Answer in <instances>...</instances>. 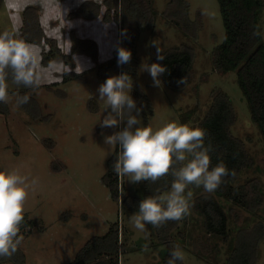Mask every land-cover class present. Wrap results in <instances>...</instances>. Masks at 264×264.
I'll return each instance as SVG.
<instances>
[{"label": "rangeland", "instance_id": "obj_1", "mask_svg": "<svg viewBox=\"0 0 264 264\" xmlns=\"http://www.w3.org/2000/svg\"><path fill=\"white\" fill-rule=\"evenodd\" d=\"M84 1L88 0L0 1V33L9 31L22 39L24 10L28 5H35L44 35L50 39L53 37L62 51L71 54L74 60L73 68L59 56L46 62L44 56L51 47L49 41L43 36L40 42H28L36 53L41 79V86L31 92L39 106L37 117H31L17 106L20 87L8 80L7 104L10 110L7 115L0 114V171L16 170L28 175L30 180H37L29 188L24 207V212L35 218L36 223L30 228H20L23 236L20 247L26 255L25 264H69L90 237L104 234L116 221L120 224V242L125 245L117 264H162L165 245L158 244L152 226L146 225L147 238L145 233L135 230L130 216L137 211L123 213L121 209L124 191L114 199L102 181L107 159L115 151L104 144L102 133L111 135L119 129L100 127L105 106L97 101V89L103 83L98 77V67L117 58L123 25H132L133 18L128 10L122 16V0H92L100 5L96 16L73 15L68 18V14ZM140 1L154 9V14H149V18L153 17L152 22L139 26L136 90L132 79L130 93L137 107L142 109V124H150L153 129L168 122L184 124L181 114L191 110L186 124L190 127L197 125L209 108L214 93L222 90L228 94L237 114L232 132L245 142L253 159V164L243 170L235 184H243L254 177L261 182L263 200L255 210L230 200L223 201L230 228L228 240L206 232L204 216L193 207L191 215L182 220L173 232L174 244H178L185 253V264H226L225 258L239 235L247 232L250 236L253 230L259 232L258 224L260 221L264 223V140L251 120L237 72L220 73L213 66V49L225 36L218 0H187L188 16L200 26L196 37L186 34L183 20L180 25L176 23V17L165 15L170 0ZM261 23L264 27V13ZM82 39L95 41L93 51H74ZM153 41L161 52L180 45L193 50V71L182 88L169 87L161 77V86L153 87L150 74L141 70L142 64H152L157 55V47L151 44ZM88 45L87 48H93ZM66 66L82 76L63 81ZM121 73V68H118L110 70L108 75ZM91 98L97 102L98 112L90 111L88 103ZM127 180V177L121 178V182L132 189L135 184ZM191 190L193 199L203 193L202 188L193 187ZM42 225L44 229H41ZM179 230L184 232L183 237L178 234ZM145 245L149 250H145ZM256 257L255 264H264V235ZM0 264L15 263L7 260L0 261Z\"/></svg>", "mask_w": 264, "mask_h": 264}, {"label": "trees", "instance_id": "obj_2", "mask_svg": "<svg viewBox=\"0 0 264 264\" xmlns=\"http://www.w3.org/2000/svg\"><path fill=\"white\" fill-rule=\"evenodd\" d=\"M121 2V8H123L122 16L128 10L129 15L133 18L131 20L133 21L132 25H123L120 45V48L123 47L131 51V63L118 66L117 58H112L106 65H99L98 77L101 82H104L109 77L108 73L110 70L121 68L122 72H127L132 77L135 85L138 67L136 38L139 26L152 22L153 17L149 18V16L154 14V9L151 5H145L140 0H122ZM126 2L129 3L128 7ZM218 3L225 27V36L223 41L213 49L212 61L214 69L220 73H226L231 70L237 72L238 83L250 109L251 120L259 128L264 140V40L254 38L251 35L254 25L260 24L262 26L264 0H218ZM99 6L95 1H84L76 10L68 14V18L73 15L81 17L83 15L88 18L94 17L100 12ZM188 7L187 0H170L165 15L169 18L176 17V23L180 25L181 20H183V28L186 34L196 37L197 28L200 26H198L197 21L193 22L189 18ZM43 36L45 40L49 41L51 46L44 56V61L47 62L52 57L59 56L64 59L66 65L73 68L74 60L71 58L72 55L64 53L53 37L50 39L44 35L39 22L38 9L35 5H28L24 10L21 38L27 42H40ZM78 43L79 45L74 47V51L81 50L82 52L90 53L96 45L93 39H82ZM88 43L93 48H87L86 45L89 46ZM192 51L187 46L180 45L170 47L162 52L165 56L163 60H158L157 55L154 56L152 63H160L167 68V72L160 77L169 87L180 89L184 84H178L179 80L186 77L187 82L189 81L194 64ZM93 56H96V53ZM66 68L63 74V81L82 76L77 71L69 69L67 66ZM83 79L86 81L85 77ZM54 84L58 83L54 82ZM19 87L20 95L28 94L30 96V102L20 107L31 117H37L39 106L31 93L32 90L29 91L30 89ZM96 103L95 99L91 98L89 100L88 107L91 112H98V104ZM9 110L8 104L0 102V114L7 115ZM191 113L190 110L181 114V121L184 124L188 123ZM236 121L237 114L228 94L218 90L214 93L205 115L199 120L197 125L192 126L205 129L212 140L214 151L211 153V167L223 161L230 171L235 170L236 172L235 177H225V182L215 193L207 194L203 192L191 201L193 209L204 216L206 232L211 235H218L224 241L229 238L230 228L228 226V213L223 201L230 200L253 211L260 206L263 200L261 182L257 177L249 179L243 184H235L243 170L253 164V159L246 148L245 142L232 132V125ZM115 158V155L112 154L107 159V170L102 176V181L109 188L114 199L120 196L122 190L124 191L120 200L123 213L138 211L141 199L155 194L157 190L160 192L168 190L173 179L171 175L155 184L140 182L135 184L132 189H129L121 182V178L112 171ZM24 213L25 218L21 228L34 226L36 219L31 218L28 212ZM181 222L169 221L161 228H153L158 244L165 245L162 264H167L169 254L173 245H175L173 232L179 227ZM258 225L259 232L253 230V234L250 236L247 235V232L238 234L239 237L235 245L225 258L226 264H255L259 242L264 235V223L260 221ZM119 226V222L116 221L104 234L90 237L77 251L76 256L69 264H117L120 253L125 250L124 243L120 242ZM41 229H44L43 225ZM178 234L183 237L184 232L179 230ZM7 260L15 264H25V252L19 246L18 251L11 258L0 259L1 262Z\"/></svg>", "mask_w": 264, "mask_h": 264}, {"label": "clouds", "instance_id": "obj_3", "mask_svg": "<svg viewBox=\"0 0 264 264\" xmlns=\"http://www.w3.org/2000/svg\"><path fill=\"white\" fill-rule=\"evenodd\" d=\"M251 35L264 40V27L253 26ZM157 47V59L165 56ZM132 53L123 47L117 49V64L131 63ZM38 60L33 46L14 33H0V102H9L8 80L17 86L35 92L41 86L37 71ZM153 87H160V76L167 68L160 63L142 64ZM79 73V72H77ZM186 77L178 84L186 85ZM132 77L127 72L108 77L97 89L98 103L103 102L105 115L100 127L119 129L111 135H104V144L116 149L112 171L127 182L155 184L171 175L168 190L149 195L140 200L138 211L130 216L135 230L146 234V225L158 229L169 221L180 222L191 215L193 187L204 193H215L225 182L224 178L235 177V170H229L221 161L211 167L212 140L205 129L190 127L188 124L168 122L158 129L142 124L136 101L131 96ZM30 102L28 94L17 96V106ZM123 125V127H121ZM37 180L18 171H0V259L11 258L23 241L20 235L24 223L25 202L29 188ZM145 250L148 245H145ZM185 253L178 244L173 245L167 264H184Z\"/></svg>", "mask_w": 264, "mask_h": 264}, {"label": "crops", "instance_id": "obj_4", "mask_svg": "<svg viewBox=\"0 0 264 264\" xmlns=\"http://www.w3.org/2000/svg\"><path fill=\"white\" fill-rule=\"evenodd\" d=\"M64 18V17H63Z\"/></svg>", "mask_w": 264, "mask_h": 264}]
</instances>
